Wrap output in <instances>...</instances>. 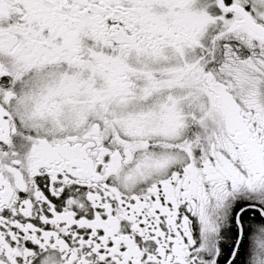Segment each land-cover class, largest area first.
Masks as SVG:
<instances>
[{
  "label": "snow or ice",
  "instance_id": "1",
  "mask_svg": "<svg viewBox=\"0 0 264 264\" xmlns=\"http://www.w3.org/2000/svg\"><path fill=\"white\" fill-rule=\"evenodd\" d=\"M0 264H264V0H0Z\"/></svg>",
  "mask_w": 264,
  "mask_h": 264
}]
</instances>
